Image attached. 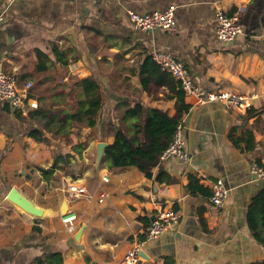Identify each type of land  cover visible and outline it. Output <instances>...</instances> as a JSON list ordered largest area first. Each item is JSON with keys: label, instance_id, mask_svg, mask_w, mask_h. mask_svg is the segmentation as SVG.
I'll use <instances>...</instances> for the list:
<instances>
[{"label": "crops", "instance_id": "obj_1", "mask_svg": "<svg viewBox=\"0 0 264 264\" xmlns=\"http://www.w3.org/2000/svg\"><path fill=\"white\" fill-rule=\"evenodd\" d=\"M169 8L175 25L168 30L140 31L128 17V12ZM216 11L238 15L242 33L235 40H217ZM0 15L5 71L16 75L20 87L40 81L21 107L0 102V264H39V259L48 264L45 255L52 252L61 254L62 264H119L132 242L141 239L154 202L178 210L181 219L144 246L138 264H264V247L246 223L251 199L264 190V178L250 173L253 163L264 168V0H0ZM54 48L68 65L56 61ZM36 51L54 66L37 72ZM152 52L184 63L205 92L244 94L251 107L239 113L184 95L189 110L183 138L191 158H171L146 177L135 167L109 169L104 156L97 164L96 145L111 141L106 130L109 123L117 124V102L173 113L166 86L151 82L147 91L141 86L139 73ZM89 76L104 95L100 124L74 127L68 141L43 130L42 141L30 137L40 130L29 116L38 107V94L51 95L69 78ZM233 127L236 138L251 131L252 150L234 146ZM67 154V162L59 160L54 168V160ZM190 176L204 192L189 190ZM217 179L227 189L220 208L209 200ZM68 185L85 193L75 197ZM12 188L40 208L41 216L7 200ZM72 215V222L64 223Z\"/></svg>", "mask_w": 264, "mask_h": 264}, {"label": "trees", "instance_id": "obj_2", "mask_svg": "<svg viewBox=\"0 0 264 264\" xmlns=\"http://www.w3.org/2000/svg\"><path fill=\"white\" fill-rule=\"evenodd\" d=\"M53 53L61 66L68 65L64 54L56 48L53 49ZM36 54L37 72L47 71L54 66L46 55L39 51H36ZM139 80L146 91L151 82L166 86L172 92L168 98L173 100V113L145 107L138 102L132 106L127 102H117L114 108L117 124L109 123L107 126L106 134L111 135V141L104 149L103 161L109 169L135 167L146 177H150L152 169L158 166V157L170 143L178 121L188 112L189 106L184 102V93L178 83L169 74L161 72L150 56L145 58ZM39 83L40 81L35 79L34 86L29 92L35 94V88ZM58 90L48 96L38 94V107L29 114L40 127H38L40 130L34 129L29 133L36 141H42L43 131L68 141L74 127L93 129L100 124L104 95L96 78L71 77ZM236 129L233 127L229 133L234 146L242 147L243 144L242 149L252 150L255 142L251 131H242V138H236L234 136ZM69 158V154L58 156L53 167L58 166L59 160L66 163ZM188 188L192 193L203 191L192 176L189 177ZM246 223L253 238L264 247V190L259 191L251 199ZM45 257L48 264H62L60 253L52 252ZM38 263L42 264V261L39 259Z\"/></svg>", "mask_w": 264, "mask_h": 264}, {"label": "built area", "instance_id": "obj_3", "mask_svg": "<svg viewBox=\"0 0 264 264\" xmlns=\"http://www.w3.org/2000/svg\"><path fill=\"white\" fill-rule=\"evenodd\" d=\"M128 17L133 26L140 31L168 30L175 25L174 10L172 8L163 12L146 14L128 12ZM215 20V35L217 40L222 44L235 40L242 33V25L236 13L229 15L216 11ZM3 22L4 18L0 15V25ZM150 57L162 72L169 74L178 83L179 88L185 96L194 97L201 104L217 102L239 113H243L251 107L250 97L244 94L229 91L217 93L205 92L192 78L185 64L165 52H152ZM70 69L75 71L76 65H71ZM18 84L16 75L5 71L4 65L0 62V102H8L12 108H18L24 105V103L26 104L29 100L31 83H26L23 87H20ZM30 105L35 108V104L30 103ZM183 127L184 116L178 121L170 143L158 157V165L171 158H179L187 162L190 160L191 156L185 148ZM250 173L256 178H264V168L256 163L250 166ZM107 180L108 178L105 176L103 181L106 182ZM65 188L75 197H79L85 193L83 187L68 185ZM226 196L227 189L223 181L221 179L212 181L209 196L210 204L215 208H220ZM152 206V218L143 229L141 239L132 242L119 264H138L141 260V253L147 243L155 241L164 232L179 224L181 214L178 210L168 207L161 202H154ZM73 219L74 216L72 215L65 217L63 220L64 223H70Z\"/></svg>", "mask_w": 264, "mask_h": 264}, {"label": "water", "instance_id": "obj_4", "mask_svg": "<svg viewBox=\"0 0 264 264\" xmlns=\"http://www.w3.org/2000/svg\"><path fill=\"white\" fill-rule=\"evenodd\" d=\"M107 146L106 143L104 142H99L96 145V163L99 164L100 160L102 159V157L104 156V149ZM7 200H9L10 202L14 203L15 205H17L19 208H21L22 210H24L27 213H30L34 216H41L42 214V210L40 208H37L36 206H34L28 199H26L17 189L12 188L10 190V192L7 195ZM66 202L64 201L62 203V206L60 208V212L62 217L66 216ZM84 226H82L80 228V230L77 232V234L75 235V239L78 241L80 238V234L83 230ZM144 255V254H141Z\"/></svg>", "mask_w": 264, "mask_h": 264}]
</instances>
